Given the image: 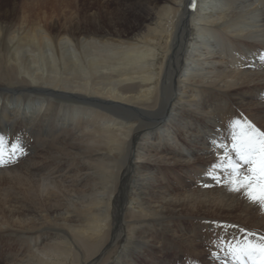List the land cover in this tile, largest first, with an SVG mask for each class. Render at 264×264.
<instances>
[{
  "label": "bare ground",
  "instance_id": "1",
  "mask_svg": "<svg viewBox=\"0 0 264 264\" xmlns=\"http://www.w3.org/2000/svg\"><path fill=\"white\" fill-rule=\"evenodd\" d=\"M114 1L62 25L0 3V134L28 146L0 168V235L24 243L9 264H139L232 225L264 235V212L198 186L228 118L253 107L264 130V0Z\"/></svg>",
  "mask_w": 264,
  "mask_h": 264
},
{
  "label": "snow or ice",
  "instance_id": "2",
  "mask_svg": "<svg viewBox=\"0 0 264 264\" xmlns=\"http://www.w3.org/2000/svg\"><path fill=\"white\" fill-rule=\"evenodd\" d=\"M191 6L195 8V0ZM264 60V57H261ZM226 136L219 140L212 138L210 146L214 156L213 162L201 173L212 183L201 181L198 186L222 187L227 192L239 194L250 205L264 212V130L242 115L231 119L225 126ZM27 151L22 140L17 136L14 140L0 135V168L13 165ZM213 227L223 229L225 225L218 221H206ZM238 234L231 236L216 235L210 241L214 251L209 255L220 259L224 264H264V235L240 228ZM187 264H198L188 261Z\"/></svg>",
  "mask_w": 264,
  "mask_h": 264
},
{
  "label": "rangeland",
  "instance_id": "3",
  "mask_svg": "<svg viewBox=\"0 0 264 264\" xmlns=\"http://www.w3.org/2000/svg\"><path fill=\"white\" fill-rule=\"evenodd\" d=\"M34 1L35 0H0V3H15L17 6H22L24 3H29V4H31V20H33L35 22H40V23H45V22L50 23L51 22V23H55L57 25H62L65 18L68 16H76L75 12L77 10V7H79V5L82 2H84L86 4H91V3L97 4V5L99 4L100 6L106 5V6H108L109 9L115 8L119 4L117 1H114V0H58L57 2H55L54 7H51L47 4H45L40 9H38V8H36V6H33ZM130 1H131V3H136L139 0H130ZM63 6L64 7L69 6L68 7L69 9L63 10ZM41 19H43L44 21ZM38 26H40V25H38ZM252 108L253 107H248L245 110L242 109L241 115L242 116L244 115L243 117H251L252 115L260 116V114H262V112H258V111H256V109H254V108L252 109ZM231 119H234V117H230L226 121L229 123V121ZM0 126H2V128H3L4 124L1 123ZM18 134L22 140L24 147L27 148L28 146L26 145V141H24V137H23L24 131L22 130V133H18ZM0 135H4L7 137L4 130L2 131V133ZM26 136H27V134H26ZM40 157H38V160L41 161L40 164L48 162V160H47L48 158L46 159V157L44 158V156L41 158ZM22 159L23 158L21 157L19 159V161L15 164L16 165L17 164L18 165L19 164L26 165L25 160H23V162H22ZM42 160H43V162H42ZM29 162H31V160ZM168 177L171 178V180H172L173 174L171 176H168ZM208 239L209 240L207 241L206 238L205 239L202 238V240L199 241L200 243L196 242V244H195L196 251L195 252L193 250H191L189 245L185 244L184 242L182 244L180 242H176V243L173 242L170 245H166V247H163L164 248L163 250H160L158 247H153V248H151L152 250H149L148 252L140 253L138 255L137 262L139 264H187L188 261H192V262H198V264H212V263H210V262H212V260H211V256L209 255V252L214 251L215 249L211 248L212 246H211V244H209L210 237ZM18 243L19 242H17V241L9 243L6 240V237L4 235H0V264H9V262L7 261L6 253H7L10 246H13L15 249H19L20 245L24 244L23 242L19 243V244ZM207 247H210V248H207ZM205 253H207V254H205ZM200 257L202 259H200ZM205 257H206V259H205ZM207 261H209V262H207Z\"/></svg>",
  "mask_w": 264,
  "mask_h": 264
}]
</instances>
